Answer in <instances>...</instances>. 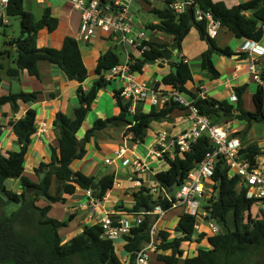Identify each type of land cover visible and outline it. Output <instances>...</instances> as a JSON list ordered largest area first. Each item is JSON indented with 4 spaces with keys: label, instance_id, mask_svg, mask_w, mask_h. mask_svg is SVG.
<instances>
[{
    "label": "trees",
    "instance_id": "16d2710c",
    "mask_svg": "<svg viewBox=\"0 0 264 264\" xmlns=\"http://www.w3.org/2000/svg\"><path fill=\"white\" fill-rule=\"evenodd\" d=\"M196 2L201 10L211 12L220 22L221 27L227 28L236 38L251 42H260L263 39L264 0H250L233 7L213 0H196ZM152 12L159 16L160 24L151 27L171 36L174 44H179V50L192 28H196L201 39L208 40L212 45L201 57L202 70L213 79L218 78L219 71L214 64V55L221 53L230 56L232 52L230 48H219L208 36L207 22L196 19L194 8H187L181 14L171 9H153ZM6 13L8 17H19L21 20L20 36L8 43L16 48L14 66L7 71L10 78H18L23 71H27L32 77L40 78L42 64L50 63L59 66L70 81L80 86L79 105L75 108L73 117L63 113L57 115L54 125L59 148L51 147V162L42 163L37 170H43L46 166L49 168L46 176L38 183L24 175L25 161L37 131V114L34 110H29L23 118L10 124L21 148L19 151L7 152L0 156V264H124L115 243L103 236V229L99 224L85 226L81 234L64 243L59 230L66 227L67 223L50 218L49 214L54 204L65 203L66 196L74 195L78 188L91 189L96 178L75 172L72 165L73 162L86 157L87 143L98 132L104 130L108 123L113 126H125V134H131L134 142L142 143L154 122L170 120L175 110L186 113L188 111L177 103L167 102L160 109L153 107L149 113H145L140 105H137L135 113L131 115L129 111L131 103L122 100L120 92L117 91L115 98L120 106V114L106 121H96L86 133L84 140L80 141L78 132L100 91L107 85L104 75L121 62L119 56L113 49L102 55L97 66L99 79L91 89L84 90L82 85L88 79L89 72L79 42L75 38L66 37L61 49L37 46L38 35L42 30L47 28L50 32H54L59 25V20L53 15L50 7L45 8L42 17L37 19L33 13L25 9L24 0H10ZM3 26L6 25L0 21V27ZM168 48L166 44L152 42L151 50L147 52L145 59L138 60L134 65L135 72L143 73L147 61L162 59ZM168 65L172 70L162 78L159 85L173 87L183 94L190 95L200 113L208 116L214 125H224L238 120L246 123L245 130L248 133L254 124H264V68L261 70L263 85L259 86L254 97L256 110L248 112L243 108L242 89L236 91L238 101L235 104L201 99L187 88V84L193 80L190 65L184 60L171 61ZM159 66L164 68L166 65L159 64ZM2 80L0 73V83ZM37 100L36 92L8 94L0 97V108L10 104L17 112L19 103ZM129 116L133 119L130 120ZM129 125L131 127H128ZM1 128L0 122V135ZM237 135L238 133L234 134ZM212 150L213 145L209 135L204 133L189 153L177 155L174 160L169 159L168 155L161 159L169 168L157 172L154 180L166 193L161 191L157 197H154L150 189L143 187L134 194L136 205L125 211L130 214L140 213L141 208L144 207L146 212L141 214L142 223L124 236L126 241L124 249L132 258L131 264L135 254L151 241L150 231L158 221V216L150 212L158 205L164 210H171L173 203L177 201L178 189L186 181L189 173ZM260 154L256 144L243 142L240 155L250 161L255 168H259ZM54 179L60 185L61 195H54L51 192ZM9 180H19L22 192L16 193L8 189L6 182ZM115 181V173L101 178V188L93 191L95 197L103 199L114 188ZM242 181L240 176L230 175L226 159L218 157L214 175L207 181V186L213 195L210 194L211 198L204 206L208 212L205 219L220 220L226 231L221 228L218 234L199 232L196 228L198 217L183 213L175 229L178 236L173 237L168 231L160 230L157 239L158 250L152 255H157V260L165 264H180V260L184 258L185 243H200L207 240L212 248L198 249L196 255L186 257L183 264H246L251 259L261 258L264 253V210L253 216L252 208L256 204L264 205V198H248V188L242 184ZM41 200H45L46 203L39 205ZM12 204L19 208L9 212L8 207ZM72 219L73 216L70 217V220Z\"/></svg>",
    "mask_w": 264,
    "mask_h": 264
},
{
    "label": "crops",
    "instance_id": "0c3cea01",
    "mask_svg": "<svg viewBox=\"0 0 264 264\" xmlns=\"http://www.w3.org/2000/svg\"><path fill=\"white\" fill-rule=\"evenodd\" d=\"M213 1L222 2L228 7H233L250 0ZM24 6L25 9L28 7L26 10L34 15L37 13V19L42 17L45 8L50 7L53 15L59 20V25L56 31L50 32L46 28L39 33L37 40V46L39 48L61 49L66 37H73L79 42L83 60L89 72V77L82 87L84 90L91 89L94 83L99 79L97 66L100 57L111 49L117 53L119 48L108 42L105 37L96 38L91 42L79 41L78 35L81 27V15L73 8L70 0H45L44 2L39 0H24ZM149 10L152 11L153 9L149 8ZM9 25L10 23L6 26ZM149 28H152L151 25L147 27V29ZM1 31L2 27H0V34L2 33ZM4 34V42H1L0 40V73L3 77V80L0 83V97L8 94L36 92L38 93V100L35 102L19 103V109L17 112H15L13 106L10 104L0 108V122L2 124L0 135V156L7 152L20 150L21 145L10 124L15 118L21 119L29 110H34L37 114V131L33 136L25 161L24 175L31 181L38 183L41 180L39 175L42 170H37L42 163L49 164L51 162V147L59 148L58 137L54 125L57 115L63 113L68 117H73L74 110L79 105L78 88L80 85L76 82L70 81L59 66L50 63L42 64L40 78L32 77L27 71L21 72L18 78H10L7 75V71L10 67L14 66L16 48L14 46L11 47L8 44L13 37L7 35L6 30L4 31ZM149 37L150 41L153 43L166 44L169 48L174 45L173 38L163 33L154 34L149 30ZM213 41L219 48H230L232 52L230 56L222 55L221 53L214 55V64L219 71V76L216 79H213L206 71L202 70L201 57L212 47V45L208 40L201 39L196 28H192L189 36L183 41L181 50L174 53L172 62H176V58L178 59L177 62L184 60L192 69L193 80L187 84L188 90L197 96H199L200 92H205L206 99H214L219 103L228 102L235 104L236 102H233L232 100L233 95L236 94L237 90L242 89L244 110L255 112L256 105L254 97L260 85L256 81L254 74L251 73L248 68L249 59L247 53L242 50L244 45L246 43H251V41L238 39L232 32L223 27H221L219 35L213 39ZM256 43L264 48V36L260 42ZM193 61L196 62V64L192 67L191 62ZM159 64L161 63L152 64L147 61L146 66L149 70L154 71V76H152V80L149 82L144 80L143 70V73H140L142 77L137 75L138 80L147 82L150 85L157 81L161 82L162 78L169 74L172 69L168 63L164 64L166 65L164 68L160 67ZM258 68L259 70L264 68V55L259 58ZM107 85L100 91L91 110L85 118L80 131L78 132V138L80 141L84 140L86 133L94 126L96 121H106L120 114L121 110L115 98V92L121 91L123 83L114 79L107 82ZM187 96L189 97L188 99L191 98L190 95ZM151 97V94L147 95L138 104L145 113H149L153 107H158V109L162 108L161 106H154ZM186 114V111L175 110L170 116V120L154 122L147 132L145 141L142 143L134 141L125 142L124 137L126 135V127L113 126L110 123H108L104 130L98 132L91 138L86 145V157L83 160L73 162V170L75 172H81L89 177H95L97 182H100V179L105 175L115 173L116 181L114 188L105 195L101 201L102 203L96 208V210H83L79 208V203L86 199L83 190L80 188L77 189L74 195L66 196L67 200L65 203L60 202L64 207H67L69 202L72 203L69 207L65 208V212L69 217L73 216V219L79 220V226L81 227L80 233L83 232L85 226L98 223V220L106 215V213H127L125 210L132 209L136 205L134 194L138 193L143 187L149 189L154 185L156 183L154 176L157 172L168 170L169 166L164 163V160L156 159L152 156V152L156 147V138L161 132H167L170 136L174 137L189 130L191 123L188 121ZM227 124L231 126L234 133H238L237 136L244 139V143H254L259 147L261 153L258 158L259 168L264 171V124H254L248 133L245 130V122L234 120ZM43 126L46 128V132L40 133L39 129ZM124 142L129 147V153L126 156L133 161L139 158L147 167L145 172L136 173L133 165L124 166L123 160L117 158L116 152L123 147ZM112 154L116 156L115 159L110 157ZM108 158L113 160V163L110 165L105 163V160ZM113 165H116V169L113 172H107L103 169L104 167ZM118 171H125L129 176L128 180L123 182V184H120L117 179ZM133 176L136 180L140 181V185L129 180L130 177ZM13 183L14 186L15 184L17 185L16 190L14 189ZM6 185L8 189L16 193H21L23 190L19 180H9L6 182ZM51 192L54 195L62 194L60 185L55 179L53 181ZM152 194L154 197H157L156 194ZM45 203V200H41L39 205ZM178 209L180 211H177V214L170 215L172 211ZM145 210L146 208H141V212ZM182 214L183 210L181 208L169 210L158 224L159 231H168L173 237L178 236L175 229ZM61 217L62 214L60 213L56 219L62 221ZM201 228L202 223L197 230L201 232ZM114 243L121 258L125 257L129 259L131 257L124 249L126 244L124 238L119 239ZM202 246H207L206 248L210 249L212 248L207 240H203L200 243H185L183 246L184 258L180 260V264L184 263L186 257L195 256L198 249L202 248ZM156 256L157 255L151 256L149 264H154L156 262H158V264H165L158 261Z\"/></svg>",
    "mask_w": 264,
    "mask_h": 264
},
{
    "label": "built area",
    "instance_id": "2783aa9c",
    "mask_svg": "<svg viewBox=\"0 0 264 264\" xmlns=\"http://www.w3.org/2000/svg\"><path fill=\"white\" fill-rule=\"evenodd\" d=\"M9 1L0 0V21L5 25L8 24L5 15ZM39 1L44 2L45 0ZM70 2L81 15L79 41L91 42L96 38L105 37L112 45L122 48L124 51L126 60L105 73L104 78L107 82L116 79L123 83L120 97L125 102L131 103L129 108L131 115L135 113L137 105L149 94L152 96L154 106L163 107L167 102H173L187 109V119L191 123L190 129L174 137L167 132L159 133L156 138L155 150L152 152L153 157L164 159L165 155H168L169 159L174 160L177 155L189 153L204 133L209 135L213 145L212 152L189 173L186 181L178 189L177 201L173 203L171 208H181L183 213L198 217L196 228H199L201 219L208 215L207 211L201 213L203 209L202 200L206 199V191L209 189L207 181L214 175L218 157L226 159L230 175H237L242 178V184L248 188V198H264V171L253 167L250 161L241 157L243 142L239 136H234L236 133L233 132L229 124L214 125L208 116L200 113V110L194 105L192 97L188 99L177 89L159 85L158 81L152 85L139 81L133 68L136 62L144 60L147 52L151 50L152 42L150 41L149 30L154 34L161 33L157 28H149L146 31L141 29L140 24L135 23L132 12L133 5L143 4L154 10L171 9L177 14L183 13L188 7L194 8L196 19L207 22V34L211 39H215L221 29V24L214 15L211 12L201 10L196 0H70ZM135 26H137V30ZM242 50L248 55L250 72L254 74L259 85H263L258 61L264 55V48L256 42H251L246 43ZM205 96V92H200L198 97L206 99ZM232 100L233 102L238 101L236 94L233 95ZM18 120L20 119L15 118L13 122ZM39 132L45 133L46 128L41 127ZM124 141H133V136L126 134ZM125 142L123 147L116 152L117 158L123 160L124 166L133 165L136 173L145 172L147 167L139 158L133 161L126 156L129 153V147ZM105 163L110 165L113 160L108 158ZM129 180L138 185L141 184L134 176L130 177ZM149 189L154 194L161 191L166 193L157 182ZM82 190L86 199L79 203V208L96 210L103 199L95 197L92 189ZM167 198L170 199L168 196ZM167 212L168 210H164L160 205L150 212L158 216V221L151 228V241L135 254L133 264H149L151 255L158 250V224ZM141 214L143 212L131 214L109 212L100 218L96 224L102 227L103 236L106 239L115 242L124 238L133 228L142 223ZM209 227L213 234L221 232V227L215 219L209 221ZM131 259V257L129 259L123 257L122 261L124 264H131Z\"/></svg>",
    "mask_w": 264,
    "mask_h": 264
},
{
    "label": "rangeland",
    "instance_id": "374dc122",
    "mask_svg": "<svg viewBox=\"0 0 264 264\" xmlns=\"http://www.w3.org/2000/svg\"><path fill=\"white\" fill-rule=\"evenodd\" d=\"M27 6V4H26ZM28 7H26L27 9ZM132 12L134 14V20L136 24H140V28L143 29L144 31H146L147 27L149 25H155V24H160V18L159 16L152 12L151 10H149V8H147L145 5L143 4H135L132 7ZM35 17L38 18L37 13H35ZM5 19L8 20V23H10L9 26H3L2 27V33L0 34V40L1 42H4V31L6 30L7 35L12 36L13 38H17L20 36L21 33V20L19 17H8L7 14L5 15ZM135 29L137 30V26H135ZM4 30V31H3ZM118 56L120 58L121 62H124L126 60V56L123 50H121V48H119L117 50ZM175 61L177 62L178 59L176 58ZM194 64H196V62H191V66L193 67ZM138 76L142 77L140 74H137ZM152 76H154V71L149 70V68H147V66H145L144 69V75L143 78L144 80H147L148 82L152 80ZM115 83V82H113ZM108 86V85H107ZM185 97L189 98L186 94H184ZM129 119L132 120L133 117L129 116ZM112 159H115L116 156H114L113 154L110 156ZM165 163V162H164ZM166 164V163H165ZM105 171L107 172H113L116 169V165L113 166H107L103 168ZM128 174L125 171H118L117 173V179L119 181L120 184H123V182H125L126 180H128ZM14 186V183H13ZM14 189H17V185L15 184ZM210 189V188H209ZM160 192H158L156 195L158 196ZM206 199L202 200V204H203V209L201 211V213H205L206 210L204 209V206L206 204V202L211 198L209 197L210 194L211 196L213 195L212 191L207 190L206 191ZM72 203L69 202L67 207H69ZM64 205H62L61 203L54 205L52 212L49 214L50 218H58L59 214H62V221L61 222H66L68 227H62L59 230V233L61 234V236L64 239V243L70 241L72 238H74L75 236L81 234L80 233V226H79V220L77 219H73L70 220L69 215H67V213L65 212V208ZM18 206L15 204H12L8 207V211H16L18 210ZM261 210H264V205L260 204V205H255L252 208V215L253 216H257L259 213H261ZM6 210V212H8ZM178 210H174L172 211V213L170 215L173 214H177ZM204 215V214H203ZM55 216V217H54ZM58 220V219H57ZM201 223H202V228H201V232L205 231L207 233H211V229L209 227V221L206 220L204 217L201 219ZM200 223V224H201ZM162 226V225H160ZM230 226L232 227V222L230 220ZM72 231H76V232H72ZM72 232V233H70ZM207 246H202V248H206ZM169 254V252H168ZM154 264H158V262L154 263ZM246 264H264V253H262L261 258H259L258 260H254L251 259V261H248Z\"/></svg>",
    "mask_w": 264,
    "mask_h": 264
},
{
    "label": "water",
    "instance_id": "95a60500",
    "mask_svg": "<svg viewBox=\"0 0 264 264\" xmlns=\"http://www.w3.org/2000/svg\"><path fill=\"white\" fill-rule=\"evenodd\" d=\"M190 9V7H188ZM259 25H261V23H259ZM179 50V44L176 43L174 44L173 46H171L170 48H168L167 50H165L164 54H163V57L162 59L160 60H151V61H148V63H152V64H157V63H161V64H166V63H169L172 61V58H173V55L175 52H177ZM48 167L46 166L41 172H40V179L42 180L45 176H46V173L48 171ZM101 183L100 182H97V181H94L93 184H92V187L91 189L94 190V191H97L101 188ZM145 211H143V213H145ZM217 223L219 225H222V222L219 220L217 221ZM221 228L226 231V228L225 226H221Z\"/></svg>",
    "mask_w": 264,
    "mask_h": 264
}]
</instances>
